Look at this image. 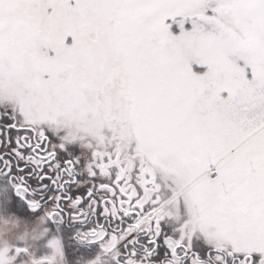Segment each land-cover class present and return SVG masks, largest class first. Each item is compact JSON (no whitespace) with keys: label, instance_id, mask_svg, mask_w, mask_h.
<instances>
[{"label":"snow or ice","instance_id":"1","mask_svg":"<svg viewBox=\"0 0 264 264\" xmlns=\"http://www.w3.org/2000/svg\"><path fill=\"white\" fill-rule=\"evenodd\" d=\"M0 264H264V0H0Z\"/></svg>","mask_w":264,"mask_h":264}]
</instances>
